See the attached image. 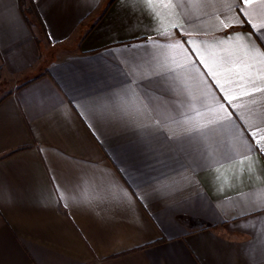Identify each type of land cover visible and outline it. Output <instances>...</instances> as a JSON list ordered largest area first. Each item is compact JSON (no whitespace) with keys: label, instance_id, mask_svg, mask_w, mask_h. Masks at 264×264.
<instances>
[{"label":"crops","instance_id":"0c3cea01","mask_svg":"<svg viewBox=\"0 0 264 264\" xmlns=\"http://www.w3.org/2000/svg\"><path fill=\"white\" fill-rule=\"evenodd\" d=\"M34 1L43 35L0 0V264H264V60L228 43L264 50L258 0L158 8L167 36L128 0Z\"/></svg>","mask_w":264,"mask_h":264},{"label":"snow or ice","instance_id":"6c2138e0","mask_svg":"<svg viewBox=\"0 0 264 264\" xmlns=\"http://www.w3.org/2000/svg\"><path fill=\"white\" fill-rule=\"evenodd\" d=\"M180 0H174L173 3H162L161 0H157L156 4L152 2V0H128V3L132 4L133 6L140 5L142 6V10L145 11L151 19L155 23L154 31L160 32L162 35H170L166 30L161 31V26L163 23L162 14L158 10V8H163L164 10V18L166 19L168 15L174 14L172 9L179 4ZM240 3L243 5L251 7L254 3V0H239ZM259 5L264 8V0H258ZM240 11L244 14L245 18L249 17V13L245 12L243 8ZM249 23L251 21L249 20ZM175 26V25H173ZM225 27H229L231 25L225 24ZM253 28H256V25H252ZM235 43L236 47L248 58L252 60H264V50H261L251 39L248 35L236 33L233 37L230 38L228 43ZM174 46V45H170ZM264 89L256 88L255 91H262ZM246 95L249 93H245ZM211 123V122H210ZM208 125L198 126L195 130L200 131L201 128H206ZM259 143V141H257ZM249 153L254 151L251 145H248ZM261 152V158H264V149H259ZM243 163V161H241ZM258 160H251L249 164V168H253L257 165ZM261 168L264 169V164L261 165ZM215 179L219 180L221 178V173L217 170L215 174ZM227 182V178H226ZM257 201L264 205V186H262L259 194L257 195Z\"/></svg>","mask_w":264,"mask_h":264},{"label":"trees","instance_id":"16d2710c","mask_svg":"<svg viewBox=\"0 0 264 264\" xmlns=\"http://www.w3.org/2000/svg\"><path fill=\"white\" fill-rule=\"evenodd\" d=\"M19 6L27 23L30 26H37L41 35L46 34V27L42 16L34 0H19ZM38 40V38H37Z\"/></svg>","mask_w":264,"mask_h":264}]
</instances>
